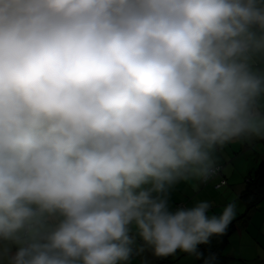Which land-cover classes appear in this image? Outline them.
<instances>
[{
    "label": "clouds",
    "instance_id": "9594fccd",
    "mask_svg": "<svg viewBox=\"0 0 264 264\" xmlns=\"http://www.w3.org/2000/svg\"><path fill=\"white\" fill-rule=\"evenodd\" d=\"M252 140L264 0H0V264L199 257L236 204L171 192Z\"/></svg>",
    "mask_w": 264,
    "mask_h": 264
},
{
    "label": "rangeland",
    "instance_id": "374dc122",
    "mask_svg": "<svg viewBox=\"0 0 264 264\" xmlns=\"http://www.w3.org/2000/svg\"><path fill=\"white\" fill-rule=\"evenodd\" d=\"M255 142L257 143L256 140L243 141L227 146L225 149L226 151H228V153H230V155H228L226 164L231 167L233 173H228L229 175L226 178H224L223 177L224 166H222L219 170L218 175L208 179L206 182L200 183L196 187H189V190L184 194L183 197L179 199L180 200L179 202H183L184 205L185 203H187L188 205L190 202L195 203L198 200H206L212 205L210 214H216V215H219L227 204L235 203L236 215L233 220H236L237 218L242 216L246 212L245 209L242 210L240 207L243 192L246 190L248 183L247 179L245 178L246 177L248 178L250 173L252 175L255 172L256 168L259 166V164L261 162H264V152L256 148ZM247 143H249V146L246 148L244 147V145H247ZM258 143L261 144V141L259 140ZM221 158H223L222 154H221ZM219 177L220 179H217ZM175 191H177L176 187L171 192V199L176 198L178 196ZM178 206H179L178 204L175 205V207ZM245 207L247 209V206ZM247 225L250 228L257 229L260 226V222H258L257 220L252 222L250 219ZM237 237H239V235L232 236L231 239V242H233V245H235V251H233L232 248L228 247L229 249L227 248L225 252V256L228 258L232 256H236L233 254H236L237 252L236 250L238 248ZM200 246L201 245L198 246V249ZM192 257H195L196 261L198 262L196 255H193ZM236 257L239 258V256ZM246 258L247 260L245 261V263L239 262V260H237L233 264H251L248 261L250 259H248V257ZM132 260L135 261L138 259L133 257ZM230 261L231 260L229 259V262ZM138 262L140 263V261Z\"/></svg>",
    "mask_w": 264,
    "mask_h": 264
},
{
    "label": "crops",
    "instance_id": "0c3cea01",
    "mask_svg": "<svg viewBox=\"0 0 264 264\" xmlns=\"http://www.w3.org/2000/svg\"><path fill=\"white\" fill-rule=\"evenodd\" d=\"M256 141L258 143L259 140H256ZM260 141H261V144L260 143L257 144L255 142L256 148L264 152V145L262 143L263 140H260ZM255 145H252V146H255ZM248 146H249V143H247V145H244V147L246 148ZM221 154L223 156V158H221V162L223 164L222 166H224L223 167V173H224L223 177L226 178L229 175L228 173H233L231 167L226 164L228 155H230V153H228V151L224 149ZM249 176H251V173L249 174ZM248 178L246 177L245 179H248ZM217 179H220V177ZM176 188H177V191L175 192L178 196L176 198H172L173 206L175 207V205L177 204L179 205L178 207H181V206L189 207V205L192 206L194 204L193 202H190L188 205L187 203L184 202L186 206L183 204V202H179L180 201L179 199L183 197L184 194L189 190V186H186L181 183L177 185ZM240 207L242 210L244 209L246 210V207L242 201H241ZM252 213L253 214L250 218L251 221L254 222L255 220H257L258 222H260V226L257 229L250 228L248 225L241 226L240 229L236 232V234L233 235V236L239 235V237H237L238 238V241H237L238 248L236 250L237 252L236 254H233V255L239 256V258H237L236 256H232L229 258L231 261L228 262L227 264H233L237 260H239V262L245 263V261L247 260L246 257L250 259L248 261L251 264H264V216H263L264 215V202H262L261 205H259V207L255 209ZM231 239L232 237L230 238L229 248H232V250L235 251V245H233V242H231ZM192 256L193 255H190V254H187L181 251H177V253L173 256H168L166 258L156 257L152 254L151 250L146 249L143 253L133 256L138 259V260L133 261V264H198L195 257H192ZM176 257H177V260H176ZM138 261H140V263Z\"/></svg>",
    "mask_w": 264,
    "mask_h": 264
},
{
    "label": "trees",
    "instance_id": "16d2710c",
    "mask_svg": "<svg viewBox=\"0 0 264 264\" xmlns=\"http://www.w3.org/2000/svg\"><path fill=\"white\" fill-rule=\"evenodd\" d=\"M264 145V140H263ZM247 187L243 192L242 202L247 206L246 212L231 221L226 232L220 236H213L207 244H201L198 251L201 254L196 256L198 264H204L209 257H214V264H227L229 258L225 252L230 244V238L236 234L241 226H246L249 222L252 210H255L264 202V162H262L255 172L247 179Z\"/></svg>",
    "mask_w": 264,
    "mask_h": 264
},
{
    "label": "built area",
    "instance_id": "2783aa9c",
    "mask_svg": "<svg viewBox=\"0 0 264 264\" xmlns=\"http://www.w3.org/2000/svg\"><path fill=\"white\" fill-rule=\"evenodd\" d=\"M223 184H224V182H223Z\"/></svg>",
    "mask_w": 264,
    "mask_h": 264
}]
</instances>
